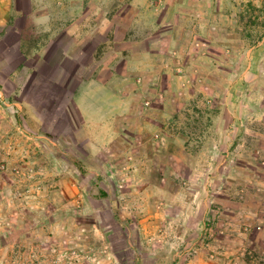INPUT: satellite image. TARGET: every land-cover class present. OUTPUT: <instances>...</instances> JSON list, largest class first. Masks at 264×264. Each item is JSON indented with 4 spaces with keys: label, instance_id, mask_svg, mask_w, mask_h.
I'll return each mask as SVG.
<instances>
[{
    "label": "rangeland",
    "instance_id": "374dc122",
    "mask_svg": "<svg viewBox=\"0 0 264 264\" xmlns=\"http://www.w3.org/2000/svg\"><path fill=\"white\" fill-rule=\"evenodd\" d=\"M12 17L0 43V264H235L215 245L228 233L215 196L260 191L264 163L231 183L211 130L230 125L233 95L264 92V0H14ZM25 23L28 50H41L26 63L34 74L16 52ZM96 77L126 78L140 118L77 110ZM236 200L261 211L260 197ZM253 221L242 231L263 233Z\"/></svg>",
    "mask_w": 264,
    "mask_h": 264
},
{
    "label": "crops",
    "instance_id": "0c3cea01",
    "mask_svg": "<svg viewBox=\"0 0 264 264\" xmlns=\"http://www.w3.org/2000/svg\"><path fill=\"white\" fill-rule=\"evenodd\" d=\"M41 2V1H39ZM38 5V4H36ZM13 7L14 0H0V43H3L5 38L10 32H14L13 26ZM26 23L24 25V30L21 33V43L20 50H16L18 55H22L23 58V70L35 73L32 65H26L28 61L35 60L37 55L41 53V50L38 48L30 49L29 41L30 37L28 36V27L26 28ZM26 28V29H25ZM23 36V37H22ZM25 45V47H24ZM11 50H14L13 47H10ZM26 48V49H25ZM8 50H4V53H0V57L3 61L7 58L6 53ZM21 52H23L21 54ZM7 60V59H6ZM140 61V60H139ZM138 60H132L129 65H127L129 71L136 72L138 69H142V64ZM258 68L264 71V58L259 60ZM29 64V63H28ZM61 65V62H60ZM118 77L122 76L117 71ZM125 79H119L116 81L110 80V78L96 77L92 79L85 80L80 88L75 93V106L77 110L90 113L92 116L102 117V118H112V117H123L127 120L133 119L135 115L142 114V98L138 93H134L132 90H128V84H125ZM116 81V82H115ZM244 83V79L239 77L233 83L234 86H238L241 83ZM246 84H252V81L245 79ZM254 91L257 92L255 96H239V94L233 95L232 104L236 107L234 117L227 115V111L223 112V116L220 120H228L230 125H222L219 127H214L211 131L214 141L216 143V148L220 152H229L227 156H222L221 164L226 163L227 161L233 162L230 165L231 172L226 179L231 183L240 180L236 177L237 173L243 171L246 172L247 179H253L256 176L251 174L249 175V170L254 171L255 167H259L264 163V92L259 86H256L253 83ZM96 114V115H95ZM255 123V126L248 125L249 123ZM235 124V125H234ZM240 124V126H239ZM230 126V128H229ZM141 125L137 123V130H133L132 136L137 138L141 135ZM138 139V138H137ZM136 139V140H137ZM229 140V142H227ZM174 144H168V148H172ZM139 146V143H134V150ZM233 166V167H232ZM264 166V164L262 165ZM236 179V180H234ZM221 181V180H220ZM264 185V181H262ZM260 191L251 192L250 190L246 191L244 194H241L240 191L236 190L233 195H229L227 192H222L219 190V193L215 196V199L219 201L220 205L219 210L214 214L223 217V223L227 236L220 238V240L215 245L221 248H230L234 254H231L230 263L234 262L238 264L242 259V247L251 250L248 256L246 257V262L244 264H264V253L257 254L256 251L259 247L264 248V232L258 234H248L242 231V226L245 221L254 223V217L256 220L264 218V188H259ZM246 198L247 200L253 201V198L260 197L262 202L261 211L255 212L252 208V205L249 206H240L236 199ZM229 202V205H226V202ZM247 202L248 204L251 202ZM256 236L254 238L253 236ZM260 238H257V237ZM237 248V249H236ZM242 250V251H241ZM259 251V250H258ZM222 253V252H221ZM248 253V252H247ZM233 256V257H232Z\"/></svg>",
    "mask_w": 264,
    "mask_h": 264
},
{
    "label": "trees",
    "instance_id": "16d2710c",
    "mask_svg": "<svg viewBox=\"0 0 264 264\" xmlns=\"http://www.w3.org/2000/svg\"><path fill=\"white\" fill-rule=\"evenodd\" d=\"M23 52H21V54H22Z\"/></svg>",
    "mask_w": 264,
    "mask_h": 264
}]
</instances>
